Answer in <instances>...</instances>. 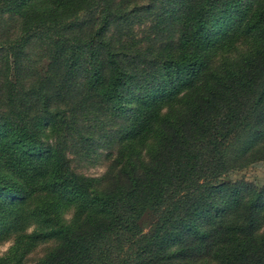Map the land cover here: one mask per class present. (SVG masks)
<instances>
[{
  "label": "trees",
  "instance_id": "1",
  "mask_svg": "<svg viewBox=\"0 0 264 264\" xmlns=\"http://www.w3.org/2000/svg\"><path fill=\"white\" fill-rule=\"evenodd\" d=\"M115 1L0 0L19 20L0 39V264L42 243L33 264H264V185L209 178L264 158V0H167L143 62L110 34ZM36 38L50 60L35 72ZM88 99L122 121L100 177L67 156Z\"/></svg>",
  "mask_w": 264,
  "mask_h": 264
},
{
  "label": "rangeland",
  "instance_id": "2",
  "mask_svg": "<svg viewBox=\"0 0 264 264\" xmlns=\"http://www.w3.org/2000/svg\"><path fill=\"white\" fill-rule=\"evenodd\" d=\"M135 2H139L136 7L134 6ZM165 3H167V0H116L113 7L110 8L112 13L109 16L114 19L110 34H114V37L116 35L124 41L130 55L138 52L146 55V58H141L142 61L140 62H143V60L148 61L152 57L151 53L146 52L145 49L151 48L155 41V35L157 34V30L154 29L156 15L158 8ZM100 11H102L101 7L92 10L89 14L96 17L98 21ZM117 12L118 14L115 15ZM18 24L19 20L15 17L1 16L0 39L14 36V33L17 32ZM164 34L166 35L167 33ZM40 40L41 38L34 39L32 44L27 47L25 55L28 59V66L35 72L50 60V49L48 46L42 45ZM241 47L243 48V45ZM70 89L74 91L71 93L72 98L69 101V106L72 108L78 105L79 100L85 99L86 95L84 93L85 89H81L78 84L71 85ZM87 102H89V99L76 107L77 116L80 115L78 117V122L80 123L78 131L81 132L86 140L81 139L79 134L75 135L67 156L71 167L77 172L88 176L100 177L105 175L114 159L115 150L112 141H110L112 139L111 135L119 128V124H122V121L110 118L112 113L108 110L106 104L103 103L102 105H105L107 109L102 107L103 111H96L97 106H95V109L92 106L88 109ZM95 112H98L99 115ZM209 178L212 181L249 182L256 187H261L264 185V158L248 161L246 164L244 163V165L235 167L221 175L212 172ZM159 216L160 212L155 207L148 206L145 208L138 219V224L144 234L149 235L154 231ZM0 237L2 239L0 240L1 256L7 251L12 241L6 234H2ZM48 247L49 244H39L27 255L26 264H33L45 253Z\"/></svg>",
  "mask_w": 264,
  "mask_h": 264
}]
</instances>
